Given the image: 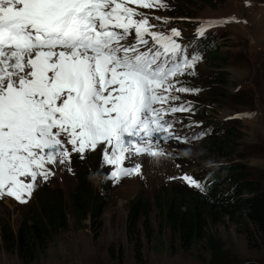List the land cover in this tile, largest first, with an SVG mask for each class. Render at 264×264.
Instances as JSON below:
<instances>
[{
	"label": "snow or ice",
	"instance_id": "obj_1",
	"mask_svg": "<svg viewBox=\"0 0 264 264\" xmlns=\"http://www.w3.org/2000/svg\"><path fill=\"white\" fill-rule=\"evenodd\" d=\"M133 4L169 9L164 0H0V198L26 203L54 175L49 165L73 171V154L99 150L101 169L111 166L99 174L116 184L141 175L140 158L164 157L161 142H186L174 114L194 108L172 92L200 89L176 78L195 74L206 29L235 17L200 21L189 55L180 30H153ZM169 179L209 191L187 173Z\"/></svg>",
	"mask_w": 264,
	"mask_h": 264
},
{
	"label": "rangeland",
	"instance_id": "obj_2",
	"mask_svg": "<svg viewBox=\"0 0 264 264\" xmlns=\"http://www.w3.org/2000/svg\"><path fill=\"white\" fill-rule=\"evenodd\" d=\"M164 2L169 9L130 6L147 14L149 22L155 25L153 30L165 34L173 27L180 30L181 36L176 39L182 45L186 41L197 42L194 33L200 21L235 17L234 22L206 29L205 40L210 41L211 49L218 51L219 56L202 55L194 75L176 78L180 82L177 87L200 89L195 94L172 92L180 97L173 103L191 101L194 108V113L174 114L182 122L175 125V130L186 142H161L159 147L166 155L157 160L140 158L141 175L123 177L116 184L107 180L111 183V198L102 216L77 226L69 215L66 229L52 239L32 264H262L264 241L256 237L255 229L244 220L233 223L209 217L204 239L186 252L179 247L177 236L166 228L157 199H165L177 187L196 189L169 177L187 173L202 183L207 171L217 165L239 166L249 181L264 186V0ZM157 16L161 19L157 20ZM164 17L172 19L165 21ZM146 38L151 44L150 37ZM216 74H221L220 80H216ZM199 109H203L202 117ZM247 114H252L251 118ZM202 132L207 134L200 136ZM220 138L226 144L222 152L213 147ZM99 161L103 163L99 150L86 153L84 160L73 154L72 172L49 165L54 175L46 181L38 180L34 189H60L68 208L77 183L73 166L76 163L91 167ZM110 167L106 165L105 173ZM91 180L92 188L100 194V180L93 175ZM33 191L26 203L8 196L0 198V228L7 225L16 231L36 203ZM137 199L150 204L149 227L143 221L138 225L139 256L135 255L126 231L129 203ZM2 242L0 239V264H22Z\"/></svg>",
	"mask_w": 264,
	"mask_h": 264
},
{
	"label": "trees",
	"instance_id": "obj_3",
	"mask_svg": "<svg viewBox=\"0 0 264 264\" xmlns=\"http://www.w3.org/2000/svg\"><path fill=\"white\" fill-rule=\"evenodd\" d=\"M167 1L188 4L192 0ZM212 54L219 56L216 50ZM220 75H215L216 80H220ZM199 114L201 117L204 115L203 109H199ZM224 142L225 139H216L213 147L222 152L226 146ZM101 165L100 161L91 167L75 163L73 168L77 183L70 195L68 208L60 189H34L36 203L16 231L13 232L7 225L0 228L4 248L15 252L22 264H32L42 256L52 239L66 229L69 215L77 226L87 219H99L111 198V183H107L104 176L99 174V171L105 173L106 165L102 169ZM91 175L101 182L100 194L92 188ZM247 176L239 166L217 165L207 171L202 182L209 187L207 193L181 186L175 188L171 195H166L165 199H157L160 216L166 228L177 236L180 248L187 252L204 239L209 217L219 221L227 219L233 223L247 221L255 229L256 237L264 241V186L249 181ZM149 205L141 199L129 203L126 231L129 241L134 244L136 256H139L141 249L137 237L138 225L141 221L147 228L150 225Z\"/></svg>",
	"mask_w": 264,
	"mask_h": 264
}]
</instances>
